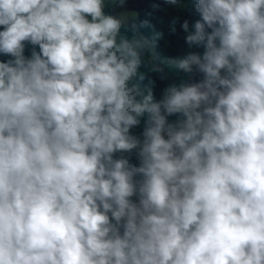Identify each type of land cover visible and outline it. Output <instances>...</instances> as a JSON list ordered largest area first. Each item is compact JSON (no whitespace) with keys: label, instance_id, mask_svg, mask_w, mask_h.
Segmentation results:
<instances>
[{"label":"clouds","instance_id":"9594fccd","mask_svg":"<svg viewBox=\"0 0 264 264\" xmlns=\"http://www.w3.org/2000/svg\"><path fill=\"white\" fill-rule=\"evenodd\" d=\"M126 3L0 0V264H264V0Z\"/></svg>","mask_w":264,"mask_h":264},{"label":"trees","instance_id":"16d2710c","mask_svg":"<svg viewBox=\"0 0 264 264\" xmlns=\"http://www.w3.org/2000/svg\"><path fill=\"white\" fill-rule=\"evenodd\" d=\"M161 3L162 0H142V4L139 9V24L140 21L144 20L145 18H148L151 20L152 24L155 27V30L163 32V38L158 41L156 52L161 57H177L180 56V49L182 45V40L185 37L186 33L183 32V30L180 27V24L178 23L176 27V31L172 32V24L171 21L173 19L174 15H179L181 18V23L184 19H188L189 22L192 19L194 22L196 19H199V15L195 13L194 7L192 6V3L185 4L187 5L185 8V11L187 12V15L184 14L183 8L179 10L178 12H171V11H156L152 14L151 17H147L146 14L151 11V5L152 3ZM163 6V5H162ZM192 22V23H193ZM191 24V23H190ZM152 29L150 28H143L140 27L139 29V35L144 36H150ZM0 60H6V57L3 55H0ZM160 67H164L163 73H153L149 72L148 68L145 66H141L140 71L141 72H147L148 76L155 81V86L153 88L154 96L158 100L161 96L162 90L169 85L166 78L161 80V75H166L169 73V69L164 65H159ZM186 76V75H184ZM185 78V77H184ZM145 85H147V80L143 82ZM146 119V118H145ZM144 127L143 119L141 122V125L134 129V133L139 135Z\"/></svg>","mask_w":264,"mask_h":264},{"label":"rangeland","instance_id":"374dc122","mask_svg":"<svg viewBox=\"0 0 264 264\" xmlns=\"http://www.w3.org/2000/svg\"><path fill=\"white\" fill-rule=\"evenodd\" d=\"M183 3L184 4L192 3V0H183ZM141 4H142V0H127L126 10H127L128 20H127L125 27L121 29L122 32H127L129 35H131L133 32H136L137 34L139 33V29H140L139 9H140ZM122 11H125V9H121L118 7H111V6L105 8L106 14H111V15H116V16H119V14ZM183 11H184V14L187 15L185 8H183ZM132 13H138V18H133ZM133 24L136 25L135 29H133L132 27ZM190 30H191V25H190ZM183 43H185L184 38L182 40V44ZM31 47H32L31 45L26 46L25 55H30ZM6 59H8V57H6Z\"/></svg>","mask_w":264,"mask_h":264},{"label":"crops","instance_id":"0c3cea01","mask_svg":"<svg viewBox=\"0 0 264 264\" xmlns=\"http://www.w3.org/2000/svg\"><path fill=\"white\" fill-rule=\"evenodd\" d=\"M192 22L193 21L191 19L190 25H192ZM202 50L203 49L196 48V47L189 48L186 43H183L180 49V56L187 54L189 51H200L201 52ZM184 75H185L184 73H177L174 70H170L169 73L165 75V77H166L167 82L169 84H172V83H179L181 79H187V76H184ZM170 119H175V117H172Z\"/></svg>","mask_w":264,"mask_h":264},{"label":"built area","instance_id":"2783aa9c","mask_svg":"<svg viewBox=\"0 0 264 264\" xmlns=\"http://www.w3.org/2000/svg\"><path fill=\"white\" fill-rule=\"evenodd\" d=\"M197 78H199V77H197Z\"/></svg>","mask_w":264,"mask_h":264}]
</instances>
